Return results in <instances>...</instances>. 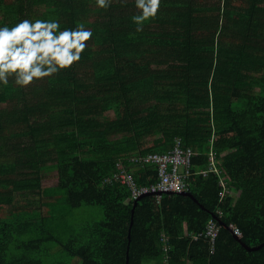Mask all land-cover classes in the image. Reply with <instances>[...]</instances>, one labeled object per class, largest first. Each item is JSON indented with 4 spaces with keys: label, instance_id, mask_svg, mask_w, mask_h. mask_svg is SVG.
Masks as SVG:
<instances>
[{
    "label": "trees",
    "instance_id": "1",
    "mask_svg": "<svg viewBox=\"0 0 264 264\" xmlns=\"http://www.w3.org/2000/svg\"><path fill=\"white\" fill-rule=\"evenodd\" d=\"M136 14L135 0H0V26L93 33L70 68L0 86V264H264V246H242L264 243V0H161L141 31ZM176 146L190 195L133 199L121 175L157 184L141 160Z\"/></svg>",
    "mask_w": 264,
    "mask_h": 264
},
{
    "label": "clouds",
    "instance_id": "2",
    "mask_svg": "<svg viewBox=\"0 0 264 264\" xmlns=\"http://www.w3.org/2000/svg\"><path fill=\"white\" fill-rule=\"evenodd\" d=\"M111 2L95 0L100 9L108 8ZM160 3L161 0H135L138 14L132 22L138 26L137 31L156 16ZM92 35L82 25L61 30L55 19H23L11 27L0 26V86L8 85L11 79L23 88L70 68L81 59L85 42Z\"/></svg>",
    "mask_w": 264,
    "mask_h": 264
},
{
    "label": "built area",
    "instance_id": "3",
    "mask_svg": "<svg viewBox=\"0 0 264 264\" xmlns=\"http://www.w3.org/2000/svg\"><path fill=\"white\" fill-rule=\"evenodd\" d=\"M190 158V151L184 152L176 146L168 154L147 156L142 159V162L155 165L158 169L159 181L149 188L135 187L132 176L129 175V173L122 174L119 179L121 184L131 189L133 199L148 194H155L157 195L156 197L160 199L163 193H187L189 189V179L192 175L191 169L189 170ZM204 175H206V173ZM230 229L235 236H241L238 228L230 226ZM217 232L218 226L216 223L210 222L204 236L213 242L218 234Z\"/></svg>",
    "mask_w": 264,
    "mask_h": 264
},
{
    "label": "rangeland",
    "instance_id": "4",
    "mask_svg": "<svg viewBox=\"0 0 264 264\" xmlns=\"http://www.w3.org/2000/svg\"><path fill=\"white\" fill-rule=\"evenodd\" d=\"M109 116H110L111 118H113V114L110 113ZM53 183H54L53 181L46 180V181L43 182V185H44V186H50V185H53ZM79 212H80V214H82V215L85 214V218H88V217H90V216L93 215V214H95V218H97V219H99L100 216H101V212H100V210H99V209H94L93 207H84V208H82ZM87 212H90V213L86 214ZM230 226H231V225H230Z\"/></svg>",
    "mask_w": 264,
    "mask_h": 264
},
{
    "label": "water",
    "instance_id": "5",
    "mask_svg": "<svg viewBox=\"0 0 264 264\" xmlns=\"http://www.w3.org/2000/svg\"><path fill=\"white\" fill-rule=\"evenodd\" d=\"M182 195H190V194H187V193H183ZM145 196V195H143ZM142 197V196H141ZM132 222H133V217H132V220H131V225H132ZM220 223V222H219ZM129 238H130V234H129ZM243 247H245L248 251H256V250H259L261 249L263 246H264V243L257 246V247H247L246 245L242 244ZM127 254H128V251H127ZM126 264H128V258H127V262Z\"/></svg>",
    "mask_w": 264,
    "mask_h": 264
},
{
    "label": "bare ground",
    "instance_id": "6",
    "mask_svg": "<svg viewBox=\"0 0 264 264\" xmlns=\"http://www.w3.org/2000/svg\"><path fill=\"white\" fill-rule=\"evenodd\" d=\"M154 156V155H153Z\"/></svg>",
    "mask_w": 264,
    "mask_h": 264
}]
</instances>
